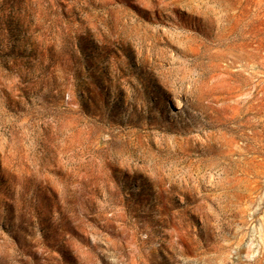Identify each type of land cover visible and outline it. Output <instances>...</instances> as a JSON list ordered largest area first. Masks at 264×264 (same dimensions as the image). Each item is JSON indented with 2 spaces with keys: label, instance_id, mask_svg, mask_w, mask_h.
Masks as SVG:
<instances>
[{
  "label": "rangeland",
  "instance_id": "1",
  "mask_svg": "<svg viewBox=\"0 0 264 264\" xmlns=\"http://www.w3.org/2000/svg\"><path fill=\"white\" fill-rule=\"evenodd\" d=\"M0 264H264V0H0Z\"/></svg>",
  "mask_w": 264,
  "mask_h": 264
},
{
  "label": "bare ground",
  "instance_id": "2",
  "mask_svg": "<svg viewBox=\"0 0 264 264\" xmlns=\"http://www.w3.org/2000/svg\"><path fill=\"white\" fill-rule=\"evenodd\" d=\"M171 101L177 106H180L182 104V101L178 97L172 98Z\"/></svg>",
  "mask_w": 264,
  "mask_h": 264
}]
</instances>
